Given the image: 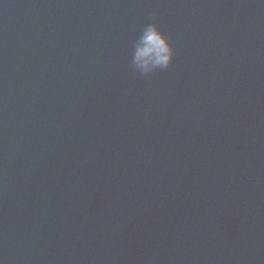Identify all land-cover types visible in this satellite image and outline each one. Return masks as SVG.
<instances>
[{
	"label": "water",
	"instance_id": "1",
	"mask_svg": "<svg viewBox=\"0 0 264 264\" xmlns=\"http://www.w3.org/2000/svg\"><path fill=\"white\" fill-rule=\"evenodd\" d=\"M0 264H264V3L0 0Z\"/></svg>",
	"mask_w": 264,
	"mask_h": 264
},
{
	"label": "clouds",
	"instance_id": "2",
	"mask_svg": "<svg viewBox=\"0 0 264 264\" xmlns=\"http://www.w3.org/2000/svg\"><path fill=\"white\" fill-rule=\"evenodd\" d=\"M173 58L174 48L169 38L155 23L146 24L133 43L131 67L143 76H150L157 70H167Z\"/></svg>",
	"mask_w": 264,
	"mask_h": 264
}]
</instances>
